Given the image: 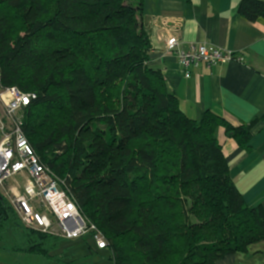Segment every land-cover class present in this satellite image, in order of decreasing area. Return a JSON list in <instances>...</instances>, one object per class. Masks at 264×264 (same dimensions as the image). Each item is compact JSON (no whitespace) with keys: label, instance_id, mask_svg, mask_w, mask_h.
<instances>
[{"label":"trees","instance_id":"1","mask_svg":"<svg viewBox=\"0 0 264 264\" xmlns=\"http://www.w3.org/2000/svg\"><path fill=\"white\" fill-rule=\"evenodd\" d=\"M143 7L144 0H0V87L36 95L23 111L24 133L104 235L112 264L249 255L264 244V208L245 202L217 130L246 148L250 128L211 111L199 120L185 114L149 66ZM238 12L255 22L264 1L242 0ZM0 195V250L11 236L12 251L53 258L67 240L26 227Z\"/></svg>","mask_w":264,"mask_h":264},{"label":"crops","instance_id":"2","mask_svg":"<svg viewBox=\"0 0 264 264\" xmlns=\"http://www.w3.org/2000/svg\"><path fill=\"white\" fill-rule=\"evenodd\" d=\"M241 1L144 0L142 25L151 45L149 66L163 73L188 117L199 120L211 111L234 126L250 128L246 148L227 137L224 128L217 130V138L247 205L264 208V17L245 19L238 12ZM167 35L176 36L182 49L207 43L232 51L238 60L213 67L200 64L186 77L176 55L166 53ZM217 264H264V244Z\"/></svg>","mask_w":264,"mask_h":264},{"label":"built area","instance_id":"3","mask_svg":"<svg viewBox=\"0 0 264 264\" xmlns=\"http://www.w3.org/2000/svg\"><path fill=\"white\" fill-rule=\"evenodd\" d=\"M165 42L166 53L176 55L186 77L191 67L200 64L213 67L238 60L232 51L207 43L193 42L182 49V42L173 35H167ZM35 97L16 87H0V187L26 227L65 240L89 236L97 249L104 250L108 247L104 235L79 209L65 180L37 156L24 133L23 111ZM16 177H24V184L7 188ZM55 223L57 232L52 229Z\"/></svg>","mask_w":264,"mask_h":264},{"label":"rangeland","instance_id":"4","mask_svg":"<svg viewBox=\"0 0 264 264\" xmlns=\"http://www.w3.org/2000/svg\"><path fill=\"white\" fill-rule=\"evenodd\" d=\"M0 111L2 112V104L0 103ZM25 180L16 177L10 180L8 186H15L17 183L23 184ZM7 186V187H8ZM0 193L4 194V190L0 187ZM53 232H57L56 223L53 224ZM65 241V240H63ZM92 240L89 236H84L74 240H67L63 244V248L54 252L53 258H45L43 256L29 255L27 253L12 251L9 249L15 244L13 237H6L2 243L3 248L0 250V264H66L70 260H75L77 264H112L109 258L108 250H90L89 244ZM64 245L67 249L64 248Z\"/></svg>","mask_w":264,"mask_h":264},{"label":"water","instance_id":"5","mask_svg":"<svg viewBox=\"0 0 264 264\" xmlns=\"http://www.w3.org/2000/svg\"><path fill=\"white\" fill-rule=\"evenodd\" d=\"M0 197H1V195H0Z\"/></svg>","mask_w":264,"mask_h":264}]
</instances>
